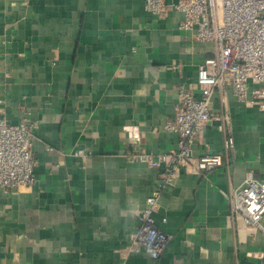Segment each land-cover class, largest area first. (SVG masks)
<instances>
[{"label":"crops","instance_id":"crops-1","mask_svg":"<svg viewBox=\"0 0 264 264\" xmlns=\"http://www.w3.org/2000/svg\"><path fill=\"white\" fill-rule=\"evenodd\" d=\"M182 20L146 0H0V117L39 121L35 185L0 190V264H264V230L236 221L221 192L264 180V112L231 92L193 146L223 167L164 189L154 219L173 239L159 257L129 250L162 172L131 157L178 149L166 124L182 86L200 95L214 51Z\"/></svg>","mask_w":264,"mask_h":264},{"label":"built area","instance_id":"built-area-1","mask_svg":"<svg viewBox=\"0 0 264 264\" xmlns=\"http://www.w3.org/2000/svg\"><path fill=\"white\" fill-rule=\"evenodd\" d=\"M146 10L158 19L171 12L180 13L183 20L179 28L214 49L199 67L200 95L182 86L176 115L166 124L169 132L179 136L178 149L131 157L132 161L148 163L162 172L147 200L142 223L129 239V250L144 249L159 257L173 239L158 228L154 219L164 189L174 185L183 172L205 175L223 167L221 154L193 156L194 144L202 142L207 125L216 118L212 111L215 95L218 93L224 103L231 92L246 107H258L264 112V0H146ZM38 126L39 121L29 111H24L16 124L0 117V190H27L35 185L38 163L33 142ZM233 148V139L227 137L225 153H231ZM74 155L86 158L84 150ZM221 192L236 221L264 230V180L249 174L238 187Z\"/></svg>","mask_w":264,"mask_h":264}]
</instances>
